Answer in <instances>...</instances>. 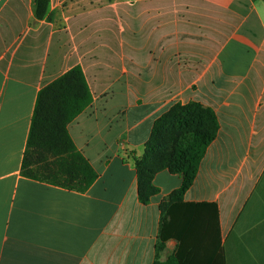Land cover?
<instances>
[{
    "label": "crops",
    "instance_id": "crops-1",
    "mask_svg": "<svg viewBox=\"0 0 264 264\" xmlns=\"http://www.w3.org/2000/svg\"><path fill=\"white\" fill-rule=\"evenodd\" d=\"M79 65L92 101L69 124L98 177L84 192L23 176L38 91ZM213 109L188 202L216 204L223 264H264V0H0V264H153L181 183L138 200L132 158L174 103Z\"/></svg>",
    "mask_w": 264,
    "mask_h": 264
},
{
    "label": "trees",
    "instance_id": "trees-1",
    "mask_svg": "<svg viewBox=\"0 0 264 264\" xmlns=\"http://www.w3.org/2000/svg\"><path fill=\"white\" fill-rule=\"evenodd\" d=\"M49 0H34L35 15L42 17ZM92 101V94L79 65L44 85L37 93L22 156L23 176L78 192L86 191L98 173L77 149L68 124ZM218 120L209 106L197 101L174 103L153 123L143 153L132 158L136 170L138 200L147 204L159 188L155 174L168 170L181 176L162 212L156 247L178 241L177 251L165 263L223 264L218 211L212 202H188L184 193L192 185L209 143L218 131Z\"/></svg>",
    "mask_w": 264,
    "mask_h": 264
}]
</instances>
